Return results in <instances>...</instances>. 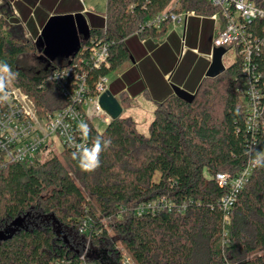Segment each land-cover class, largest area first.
Here are the masks:
<instances>
[{
    "label": "trees",
    "instance_id": "obj_1",
    "mask_svg": "<svg viewBox=\"0 0 264 264\" xmlns=\"http://www.w3.org/2000/svg\"><path fill=\"white\" fill-rule=\"evenodd\" d=\"M134 1L149 0H107L103 26L88 14L95 25L90 37L113 41L111 66L89 69L93 86L128 59L125 39L140 21L168 2L150 0L146 10L131 13ZM182 2L181 9L216 11L208 0ZM0 12V63L16 74L11 85L31 97L41 116L66 106L50 74L69 59L49 61L37 42L49 14L36 7L17 17L10 0H2ZM81 50L70 59L89 55ZM30 52L46 61L42 71L22 65ZM253 61L264 80V48ZM243 63L237 54L223 73L204 77L192 102L173 94L159 103L148 134L131 115L93 128L91 143L100 136L112 144L92 173L81 170L70 149L0 170V264H124L125 254L134 264H264V167L254 166L236 191L231 180L221 185L217 179L219 173L235 178L256 152H264V129L252 133L246 127L247 107L238 90ZM128 103L121 98L123 106ZM160 198L165 201L159 208L137 213L140 203Z\"/></svg>",
    "mask_w": 264,
    "mask_h": 264
},
{
    "label": "built area",
    "instance_id": "obj_2",
    "mask_svg": "<svg viewBox=\"0 0 264 264\" xmlns=\"http://www.w3.org/2000/svg\"><path fill=\"white\" fill-rule=\"evenodd\" d=\"M208 1L216 11L205 15L194 9H181L182 0H168L163 9L140 21L133 34L142 35L154 29L160 31L164 27L168 30L171 25L181 22L189 15L209 16L214 19L217 28L213 46L225 47L226 50L233 48L236 55L244 58L238 90L247 107L246 127L252 133L264 129V80L253 61V57L264 48V5H257L252 0ZM149 3L150 0L140 3L134 1L129 4L128 10L131 13L139 7L146 10ZM85 11L84 8L82 12ZM104 18L107 20L106 12ZM106 29L107 24L103 27L104 31ZM89 41L81 46V51H89L88 56L73 58L71 63L54 69L50 74V79L59 86L67 100V105L63 108L41 116L31 97L21 88L10 84L8 100L0 103V170L12 163L36 160L41 151L53 142H58L63 149L75 151L76 144L90 145V137L87 141L82 140L78 132L77 126L81 120L89 124L91 131L93 128L103 130L101 126L106 128L111 122L110 116L99 105L100 96L107 90L110 76H101L93 86L89 79V69L111 66L110 46L113 41L100 36L89 37ZM253 167L251 159L233 179L226 173H219L218 182L225 185L231 180L232 189L236 191L247 180ZM164 201V198H160L140 203L136 211L139 214L154 211ZM231 201L232 195L225 199V207ZM123 261L129 264L131 260L124 258ZM81 264L93 263L83 259Z\"/></svg>",
    "mask_w": 264,
    "mask_h": 264
},
{
    "label": "crops",
    "instance_id": "obj_3",
    "mask_svg": "<svg viewBox=\"0 0 264 264\" xmlns=\"http://www.w3.org/2000/svg\"><path fill=\"white\" fill-rule=\"evenodd\" d=\"M10 1L17 17L36 7L49 15L84 10L80 0ZM216 28V21L208 16L189 15L162 36L132 34L125 39L128 59L109 73L107 89L120 102L128 98L130 105H122L123 112L133 116L139 127L142 121L149 125L153 118L148 116L154 115L158 104L175 94L173 85L197 90L211 63Z\"/></svg>",
    "mask_w": 264,
    "mask_h": 264
},
{
    "label": "water",
    "instance_id": "obj_4",
    "mask_svg": "<svg viewBox=\"0 0 264 264\" xmlns=\"http://www.w3.org/2000/svg\"><path fill=\"white\" fill-rule=\"evenodd\" d=\"M91 27L82 11L59 13L49 15L43 25L37 42L42 48V56L49 61L58 57L72 60L70 57L76 55L83 42L90 37ZM225 47H214L211 63L205 73V77H216L226 70L223 63ZM174 93L181 99L192 102L196 92H190L180 86L173 85ZM99 105L110 116L111 121L117 119L123 112V106L119 99L109 89L104 91L99 99Z\"/></svg>",
    "mask_w": 264,
    "mask_h": 264
},
{
    "label": "clouds",
    "instance_id": "obj_5",
    "mask_svg": "<svg viewBox=\"0 0 264 264\" xmlns=\"http://www.w3.org/2000/svg\"><path fill=\"white\" fill-rule=\"evenodd\" d=\"M16 74L12 72L6 63H0V103L6 102L9 98V86ZM82 140L87 141L91 134V129L86 121L81 120L77 126ZM112 144L110 139H103L97 136L88 145L85 143L76 144V151L72 153L73 159L78 161L82 171L92 173L101 166V154ZM252 162L256 167H264V152H256L252 157Z\"/></svg>",
    "mask_w": 264,
    "mask_h": 264
},
{
    "label": "rangeland",
    "instance_id": "obj_6",
    "mask_svg": "<svg viewBox=\"0 0 264 264\" xmlns=\"http://www.w3.org/2000/svg\"><path fill=\"white\" fill-rule=\"evenodd\" d=\"M81 4L83 5V6L82 5L81 6L84 7L86 10L84 12L85 17L88 19V14L98 16L97 18L101 20V23L99 26H101L102 25V19L101 18L104 19V14L106 12V7H107V0H84L83 2H81ZM1 14H2V12H0V16H1ZM103 22H104V20H103ZM88 23H89L90 27L95 26V25L91 24L89 19H88ZM35 41H36V39H35ZM235 59H236V52H235V49H233V48H229L223 55V63L225 64L226 67L231 65L235 61ZM58 61H60V59H57V62ZM21 62H22V65L24 67H26L31 72L42 71L43 67L46 64V61L43 58H40L39 55H37L34 52H30V53L23 55L21 57ZM128 105H130V104L128 103ZM128 105H126V106H128ZM121 115H126V113L122 112ZM153 116L154 115L152 114L148 117L151 119V118H153ZM146 123H147V121L146 122L142 121L140 123L139 128L143 133L148 134L149 133V129H148L149 125H148V123L147 124ZM101 128L104 129L105 127L101 126ZM63 150H64L63 147L58 142H55V143L53 142L45 150H42L38 157L43 160L46 156L50 155L51 153H60ZM156 179H158V176H156ZM124 258L131 260L127 254H125ZM123 263H124V261H123ZM129 264H134V263L131 260Z\"/></svg>",
    "mask_w": 264,
    "mask_h": 264
}]
</instances>
